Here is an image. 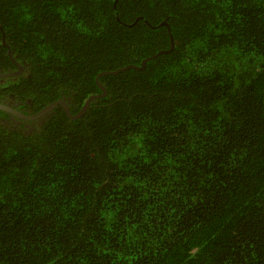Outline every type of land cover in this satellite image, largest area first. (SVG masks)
<instances>
[{
	"label": "trees",
	"instance_id": "16d2710c",
	"mask_svg": "<svg viewBox=\"0 0 264 264\" xmlns=\"http://www.w3.org/2000/svg\"><path fill=\"white\" fill-rule=\"evenodd\" d=\"M3 35L0 97L72 116L149 60L0 126V264H264V0H0L4 73Z\"/></svg>",
	"mask_w": 264,
	"mask_h": 264
},
{
	"label": "flooded vegetation",
	"instance_id": "af4514ba",
	"mask_svg": "<svg viewBox=\"0 0 264 264\" xmlns=\"http://www.w3.org/2000/svg\"><path fill=\"white\" fill-rule=\"evenodd\" d=\"M22 67V72H20L17 76L11 77V78H6V79H11L15 80L16 78L20 77L21 75L26 72L24 69V64H20ZM15 70L9 69L6 72H14L18 71L17 67L14 65ZM0 73H3V70L0 69ZM29 75H26L28 77ZM4 79H0V83L4 84ZM97 85L100 84L99 80L96 82ZM101 85V84H100ZM6 87L5 86H0V90H4ZM3 97H0V104L8 106L12 108L13 110L25 115V116H33L37 114L42 108L48 106L42 107L40 110H38L37 105H35V101L32 100V98L27 97L25 99L19 100L16 97V94L14 93H5L2 92ZM62 100V99H60ZM64 101V100H62ZM54 102V101H53ZM68 107L69 104L68 102L64 101ZM52 103V102H51ZM50 103V104H51ZM85 104V103H84ZM55 111H60V113H63L65 115L64 109L61 106L56 107L51 111V113H54ZM50 113V112H49ZM46 116L40 117L37 120H25V119H20L17 118L16 116H13L9 113L3 112V114H0V126L4 128V130L7 131V133L14 132V131H19L22 134H30L34 132L40 124H42L44 118Z\"/></svg>",
	"mask_w": 264,
	"mask_h": 264
},
{
	"label": "water",
	"instance_id": "95a60500",
	"mask_svg": "<svg viewBox=\"0 0 264 264\" xmlns=\"http://www.w3.org/2000/svg\"><path fill=\"white\" fill-rule=\"evenodd\" d=\"M160 26H167L164 22L162 24H160ZM2 44L5 48H7V56L9 58V60L13 63V65H15L18 69V71H14V72H4V73H0V79H6V78H11V77H14V76H17L20 72H22V67L21 65L16 61V58L12 55V52L9 48V46L5 43V38H4V35L2 36ZM173 48V39L171 38V48L170 50ZM169 50V51H170ZM169 51H162L160 53H168ZM159 53V54H160ZM149 59H144L140 66H134V65H127L125 66L124 68H121V69H117L115 71H107V72H102L100 73L99 75L96 76V82H98L99 78L100 77H103V76H106V75H117L118 73L122 72V71H125V70H128V69H134V70H141L144 68V66L146 65V62L148 61ZM99 88L101 89L102 91V95L100 96H91L90 98H88L84 104V106L80 109V111L72 116L70 114V110H69V107L68 105L62 101V100H57V101H54L52 102L51 104H49L48 106L42 108L37 114L33 115V116H25L15 110H13L12 108L8 107V106H5V105H2L0 104V111L1 112H6V113H9L13 116H16L17 118H20V119H25V120H37L39 119L40 117H43L45 116L46 114H48L49 112H51L53 109H55L56 107L58 106H61L63 109H64V112H65V116L68 117L70 120H75L77 118H79L80 116H82L84 114V112L86 110L89 109V105H90V102L93 100V99H96L98 97H105L106 96V91H105V88L98 84Z\"/></svg>",
	"mask_w": 264,
	"mask_h": 264
}]
</instances>
